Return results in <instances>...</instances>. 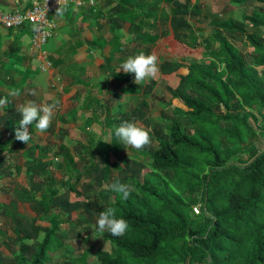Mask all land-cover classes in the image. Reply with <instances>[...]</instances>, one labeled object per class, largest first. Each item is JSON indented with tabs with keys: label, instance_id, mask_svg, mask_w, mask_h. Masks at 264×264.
I'll use <instances>...</instances> for the list:
<instances>
[{
	"label": "trees",
	"instance_id": "trees-1",
	"mask_svg": "<svg viewBox=\"0 0 264 264\" xmlns=\"http://www.w3.org/2000/svg\"><path fill=\"white\" fill-rule=\"evenodd\" d=\"M101 1L103 6L113 5L112 12L118 16L129 10L128 0ZM230 1L226 7L248 0ZM257 2L252 14H243L239 20L223 19L226 8L221 13L208 11L206 16L202 0H141L134 6L140 12L134 16L138 20L132 24L130 42L116 36L113 45L124 52L128 46L147 47L125 54L123 61L140 52L151 54L170 30L180 44H197L192 20L201 25V14L211 26V33L203 37L206 59L192 61L189 72L172 90L169 105L179 100L174 108L178 117L168 121L166 133L145 127L151 143L141 153L151 155L152 160L141 164L140 173L135 169L125 173L130 163L124 168L110 155L121 156L116 127L126 120L148 121L146 109L155 79L140 85L134 82L143 97L130 112L118 102L120 118L110 117V101L96 100L111 131L94 147H75V154L65 144L66 129L55 132L52 123L43 134L29 126V143L17 141L14 130L21 117L9 93L17 89L22 94L25 86L0 79V99L7 101L0 108V235L6 219L14 232L13 245L0 238V264H54L55 256L61 258L59 264H264V72L258 77L254 71L264 67V36L259 34L264 27V0ZM158 26L162 31L153 32ZM158 66L163 74H170L182 64L165 57ZM120 75L125 82L134 78L132 73ZM235 102L243 113L232 107ZM52 135L61 143L57 149L42 144ZM18 149L27 157L26 174L21 184L9 185L5 176L17 175L23 168L14 159ZM59 155L71 157V177L57 183L38 181L51 174ZM114 168L125 169L122 176L112 178ZM91 179L95 184H85ZM117 179L130 182L127 199L110 190ZM83 184L96 186L95 197L73 199ZM21 204L32 208L33 217L21 211ZM94 204H98V214L105 207L114 208L117 217L127 221L126 233H100L93 228V212L72 219L73 211L84 207L91 211ZM84 222L92 234L73 239L83 244L74 255L77 245L66 244L65 234L67 228ZM86 239L92 244H85Z\"/></svg>",
	"mask_w": 264,
	"mask_h": 264
},
{
	"label": "crops",
	"instance_id": "crops-1",
	"mask_svg": "<svg viewBox=\"0 0 264 264\" xmlns=\"http://www.w3.org/2000/svg\"><path fill=\"white\" fill-rule=\"evenodd\" d=\"M96 2V8L88 4L80 7L68 4L61 12L53 15L58 23V29L46 48L54 67L46 74L40 72L41 58L32 50L34 26L26 24L20 28H0V79L12 84L25 85L30 82L29 86H35L31 92L40 93L38 78H35L47 76L51 86L48 89L50 98L47 103L53 101L55 106L58 105L60 112H57V117L68 122H70L68 118L75 120L76 116L83 112L96 113L103 117L96 100L112 102L139 99V86L134 84V78L125 82L120 75L123 70L118 72V69L125 54H132L134 50H144L147 44L128 46L124 52L119 51L112 40L118 36L124 43L130 42L134 34L132 24L138 20L134 19V16L140 12L133 8L141 0H128L126 3L129 10L120 16L113 14V5L103 6L101 0ZM21 7L26 5H18L13 0H0V10L13 11ZM171 33L172 30L168 35ZM156 44L151 49L152 53L155 52ZM56 77H60V83L56 81ZM3 89L9 92L7 87ZM40 97L35 96L36 101H41ZM57 127L58 129L53 128L55 132L66 129L68 133L69 124L63 125L59 122Z\"/></svg>",
	"mask_w": 264,
	"mask_h": 264
},
{
	"label": "rangeland",
	"instance_id": "rangeland-1",
	"mask_svg": "<svg viewBox=\"0 0 264 264\" xmlns=\"http://www.w3.org/2000/svg\"><path fill=\"white\" fill-rule=\"evenodd\" d=\"M228 2V3H226ZM229 2H232L230 0H202L203 3V9L205 10L206 16L209 12L211 13H221V10L223 8L227 9V14L223 15V19H226L228 17H233L236 20L242 19L243 14H252L253 9L260 4L257 2V0H248L246 3L242 5H233L231 4L229 7H226ZM263 11H264V4H263ZM209 11V12H208ZM204 14L200 15V18L203 19L202 24L199 25L197 20H192L194 28L197 31V36L199 37L197 44L194 45H183L180 44L179 41L175 38L174 33L170 35H166L162 38V40L156 44L155 49V54L158 57V63H160L165 57H174L177 58L182 66L175 72L170 73V74H163L160 70L157 73V76L155 78V84L153 86V92L149 96V107L146 109V114H147V119L146 123L144 121L138 120L137 123L144 126V127H149L152 130H158L160 133H166L168 132L167 124L168 121L171 120L174 117H178L176 115V112H174V108L180 104L178 99H174V103L169 105V101L172 100L173 98V93L172 90L176 89L181 81L182 76L186 75L189 72V65L192 61L194 60H203L206 59L205 51V42L203 41V37L210 34L211 31V26L209 23L208 17L206 18ZM205 17V18H204ZM160 28H156L157 31L160 32ZM163 28H161L162 30ZM259 34L261 36H264V27L260 28ZM256 75L258 77L262 76V73L264 72V67L263 66H257V68L254 70ZM46 74V73H42ZM44 77V76H43ZM38 78V79H37ZM37 79V84L40 86L38 88L39 92L36 91L32 93L35 89V86L30 85V82H27L24 86L26 89L22 94H19L18 96H13V101L15 105L17 106L19 103H23L26 101H35L37 104H49L47 103L48 98H50V94L48 93V89L51 88L50 86V79L46 76L44 78H39L36 77ZM261 80V78H260ZM53 86V85H52ZM54 87V86H53ZM31 92V94H30ZM139 99L138 100H133V99H124L123 101L118 100L115 101L113 100L110 102V110L111 114L110 117H115V118H120L121 115L119 113V108L120 105L118 102L123 104L124 110L126 112H130L134 110L137 106L138 103L140 102L143 93L141 88H139ZM42 97L41 101H36L35 96L37 97ZM40 97V98H41ZM127 97V96H126ZM35 99V100H34ZM50 101V100H49ZM51 103L49 105H54L55 103L53 101H50ZM232 107L234 109L241 110L239 102H235L232 104ZM223 110L225 111L226 109L224 106H222ZM54 115L52 119V126L55 129H58V124L61 122L63 125L64 124H69V130H68V137L65 140V144L69 147V150L72 154H75V147L80 146V144H87L89 147H94L99 139L104 135V134H109L111 131L110 128L106 127V122L108 123L109 121H105V116L103 117L100 115H97L96 113H85L83 112L80 115L76 116V119L74 118H68L70 122L62 120V118L57 117V114L60 112L58 109V105H56L53 109ZM100 111V110H99ZM242 111V110H241ZM58 112V113H57ZM101 112V111H100ZM244 111H242L243 113ZM257 113V111H254ZM99 113V112H98ZM259 114V113H257ZM72 120V123H71ZM182 122V118L180 119ZM76 125H75V123ZM251 123H253L252 119L250 120ZM185 123V122H184ZM73 124V125H72ZM229 125V123L227 122ZM254 124V123H253ZM162 136V135H161ZM264 137V136H263ZM264 142V139H263ZM52 143V146H47L48 144ZM158 143V140H155L153 144L156 146ZM261 144V142H259ZM43 146L45 147H50L52 149H57L60 143L54 138V135H52V138L49 139L46 137L45 140L42 141ZM121 156L119 157L116 153H113L110 155V160H119L120 165L125 168L126 162L128 161L130 163V169L125 170V173L131 174L133 169H135L138 173L142 170L141 164L143 163H149L150 160H152L151 155L147 156L146 154L141 153V150L137 151L132 148H128V150L122 145L120 148V153ZM47 158V156L45 155ZM14 159L17 160L18 164L22 165L23 168L22 170L17 174V175H12V176H5L3 180H5L9 185H18L21 184L24 180L25 174H26V160L27 157H25L22 154V150H17L14 154ZM75 160H77L75 158ZM63 166V168H61ZM80 166V165H79ZM81 167V166H80ZM74 169V163L71 161V157H67L66 155H59L57 156L56 163L51 169V174L50 175H45L43 177H38V181L40 182H50L54 181L55 183L57 182H63L66 180L68 177H71L70 170ZM82 167L80 168V170ZM123 170H119L117 168L112 169L111 171V177H117V176H122ZM74 172V171H72ZM126 179V178H125ZM57 181V182H56ZM127 184L130 186V182L127 179ZM94 181L87 180L85 181V184H92ZM85 184L80 185L78 187V193L73 194V199L77 198H82L83 200L87 201L88 196L91 195V198L95 197V189L96 187L94 184L92 187L88 188ZM44 186V185H43ZM80 195V196H79ZM97 195V194H96ZM91 205V204H90ZM98 204H94L91 208V211H87L86 208L84 207L83 209L79 211H73L72 212V219H78L81 216H88L89 213L94 214V216L97 218L98 211L97 207ZM21 211L26 214L29 218L33 217L32 213V208L28 204H21ZM196 211L198 212V207L195 208ZM90 217V216H89ZM96 218L94 219L96 221ZM88 224L84 222V224L77 225L73 228V226L67 228V234H65V243L69 244L72 243L74 247L77 245L76 252L74 255H76L79 251L80 248H82V245L79 243H73V239L76 237H82L86 233L92 234V231H90L87 228ZM13 226L11 225L10 219H6L3 227H2V232L0 235L1 240H6L9 241L13 245V238H14V232L12 231ZM69 234V235H68ZM85 244H92V242L88 239H86ZM84 242V241H83ZM82 242V243H83ZM107 248L110 247V245H106ZM54 261V264H59L62 260L59 256H55L52 259Z\"/></svg>",
	"mask_w": 264,
	"mask_h": 264
},
{
	"label": "clouds",
	"instance_id": "clouds-1",
	"mask_svg": "<svg viewBox=\"0 0 264 264\" xmlns=\"http://www.w3.org/2000/svg\"><path fill=\"white\" fill-rule=\"evenodd\" d=\"M121 70L126 74H134V82L140 85L149 79L156 78L159 71L158 57L155 53L145 54L140 52L135 56H129L123 61L118 72ZM9 95L18 96L19 90L13 89ZM6 102V99H0V108ZM54 107V105L49 104H37L31 100L19 103L16 106V111L21 118L18 120V126L14 130L15 139L28 144L32 139L29 126H34L41 134L45 133L51 125ZM114 134L119 139L120 144L127 150L132 148L139 151L151 143L149 131L134 121H123L115 128ZM109 187L111 191L120 194L123 199H127L130 195L128 184L122 183L119 179L115 180ZM93 228L102 234L107 231L112 236H122L126 233L128 224L122 217H117L114 208L105 207L103 211L99 212Z\"/></svg>",
	"mask_w": 264,
	"mask_h": 264
},
{
	"label": "built area",
	"instance_id": "built-area-1",
	"mask_svg": "<svg viewBox=\"0 0 264 264\" xmlns=\"http://www.w3.org/2000/svg\"><path fill=\"white\" fill-rule=\"evenodd\" d=\"M16 4H25L26 7L13 11L0 10V28H20L26 24L34 26L32 50L40 56L39 70L42 73L50 72L54 65L46 48L49 40L57 33L58 23L53 15L61 12L68 4L89 6L96 8V0H13ZM58 83L60 77H56Z\"/></svg>",
	"mask_w": 264,
	"mask_h": 264
}]
</instances>
